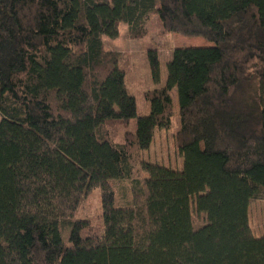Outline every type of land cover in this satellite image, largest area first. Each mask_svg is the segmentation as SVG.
Returning <instances> with one entry per match:
<instances>
[{
	"label": "trees",
	"instance_id": "16d2710c",
	"mask_svg": "<svg viewBox=\"0 0 264 264\" xmlns=\"http://www.w3.org/2000/svg\"><path fill=\"white\" fill-rule=\"evenodd\" d=\"M154 14L213 44L174 48L138 114L103 36L142 38ZM1 84L0 264H264V0H0ZM174 88L181 167L144 158ZM165 179L185 194H152ZM94 188L99 224L76 218Z\"/></svg>",
	"mask_w": 264,
	"mask_h": 264
},
{
	"label": "rangeland",
	"instance_id": "374dc122",
	"mask_svg": "<svg viewBox=\"0 0 264 264\" xmlns=\"http://www.w3.org/2000/svg\"><path fill=\"white\" fill-rule=\"evenodd\" d=\"M149 33L142 38H132L127 32V24H120L119 35L111 38L103 36L107 49L112 48L120 53V65L126 69V85L130 93L135 95L138 114L149 112V103L143 97V92L153 87H162L167 80V63L169 55L176 47L182 46H210L213 44L203 36H186L180 33H170L163 29L157 14H154L147 24ZM158 49L161 81L155 84L151 77V70L147 58V47ZM169 59V60H168ZM5 87L0 85V99ZM173 117L168 129H159L149 149L144 151V158L154 163L181 167L183 157L177 150L175 133L179 129V101L177 89L172 90ZM2 115L0 113V119ZM121 133V131H120ZM120 137V134H119ZM120 139V138H119ZM150 192L168 190L169 203L182 194H185L183 179L154 180L148 183ZM102 204L100 189L94 188L83 199L76 218L86 219L94 224L102 223ZM249 219L252 230L256 235L264 234V199L256 200L249 206Z\"/></svg>",
	"mask_w": 264,
	"mask_h": 264
},
{
	"label": "crops",
	"instance_id": "0c3cea01",
	"mask_svg": "<svg viewBox=\"0 0 264 264\" xmlns=\"http://www.w3.org/2000/svg\"><path fill=\"white\" fill-rule=\"evenodd\" d=\"M112 49H113V48H112ZM171 58H172V52H171L170 55H169V59H171ZM169 59H168V60H169Z\"/></svg>",
	"mask_w": 264,
	"mask_h": 264
}]
</instances>
